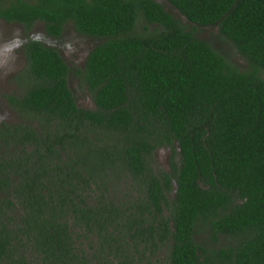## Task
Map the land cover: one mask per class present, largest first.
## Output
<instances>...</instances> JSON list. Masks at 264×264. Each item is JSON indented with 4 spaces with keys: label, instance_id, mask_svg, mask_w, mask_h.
<instances>
[{
    "label": "trees",
    "instance_id": "16d2710c",
    "mask_svg": "<svg viewBox=\"0 0 264 264\" xmlns=\"http://www.w3.org/2000/svg\"><path fill=\"white\" fill-rule=\"evenodd\" d=\"M166 1L187 26L152 0H0V20L26 33L41 24L51 38L71 28L98 42L73 72L28 41L25 91L8 97L22 123L0 127V191L15 208L0 214V264L71 261L75 225L118 264H155L162 252L166 264H264V0ZM205 28L245 70L197 37ZM72 74L93 110L76 106ZM86 143L78 162L103 172L94 212L72 197ZM158 148L177 157L170 174L154 167ZM120 174L124 211L102 205L101 187Z\"/></svg>",
    "mask_w": 264,
    "mask_h": 264
},
{
    "label": "flooded vegetation",
    "instance_id": "af4514ba",
    "mask_svg": "<svg viewBox=\"0 0 264 264\" xmlns=\"http://www.w3.org/2000/svg\"><path fill=\"white\" fill-rule=\"evenodd\" d=\"M38 24H36L34 26V28L37 26ZM41 25V24H39ZM11 26H15L17 27L23 34V38L21 39L20 44L16 45V48H18L19 52H20V58L23 60V66L22 69L19 70L18 74L15 76V80L16 82H18L20 84L19 89H22L21 92L19 93H14V92H9L3 99V101H0V105H3L5 107V110H0V127H2L3 124H7V125H13V124H18V123H22L21 120L19 119L18 114L16 113V111L13 108V104L9 103L8 101V97H15V98H19L25 91L26 88V84H27V67H28V61L26 58V47L28 44V41L34 40V41H38L39 43H41L42 45H44L45 47H48V45L46 43L43 42V40H39V39H32L30 37H28V35L31 33V30L29 33H26V31L24 30V28L16 23H7L5 21L0 20V34L3 33L5 31V29L7 27H11ZM43 28V34L44 36H46L48 39L56 41L59 38H51L49 36L46 35L45 33V28L42 25ZM71 28H67L64 30V32L62 33L61 36L64 35V33L67 30H70ZM72 30V29H71ZM73 34H75V36H77L78 38L81 39H85L86 41V49L83 52V54L80 56L79 61H77L76 66L73 68V72L77 71V70H83L87 61V58L89 56V53L92 51V49L95 46V43L97 41L92 40V39H86L84 37L78 36L74 31ZM19 35H21L19 33ZM61 38V37H60ZM47 40V39H46ZM98 43V42H97ZM51 48V47H48ZM54 49V48H53ZM56 50V49H55ZM58 52V50H56ZM59 53V52H58ZM21 68V67H20ZM70 68V67H69ZM68 78H74L77 81L76 85L79 86L80 85V80L77 79L75 77V74L70 75ZM69 80V79H68ZM68 82V81H67ZM22 93V94H21ZM76 106L81 109V110H93L94 109V104L93 102L91 103V108L89 107V109L80 107L77 103ZM3 112V113H1ZM15 119V122L14 120ZM89 145L87 146L86 144H81L77 146V149H75V153L73 156L75 160L73 163V167L72 169L74 170V189L76 190V192L72 193V197L74 199V202L76 204H79V200H84L85 204L88 205L89 207L93 208V212L95 210V206L96 205H101V202H97V199H99L100 197V192L96 189V186L94 185V181L97 180V185L100 186V174L99 173H103L102 170L99 168V164L98 162H89L87 166L82 167L81 164L78 162V157L80 155L85 156L89 154V149H88ZM82 168V169H80ZM86 169H88V171L86 172ZM166 172H168L169 174L170 172V168L167 167L165 168ZM109 169H106V173H108ZM80 174H82L81 176H79ZM108 180V179H107ZM113 184V185H111ZM104 187H106V191L103 189ZM80 190H83V192H80ZM101 192L103 193V195L105 196V199H103L102 201V205L103 206H109L110 203H113L117 206H119V208L124 211L125 205H126V199H127V195H128V191L126 189V178L124 177L123 174H120L119 179H116L114 181L109 182V180L107 181V183L101 187ZM8 194V190L0 191V214H1V220L7 221L8 218L13 217L14 213L12 212L15 208L13 207H7V202H5L3 200V198H5ZM12 202H14V200H11ZM17 210H19V207L16 208ZM109 209V208H108ZM15 212V210H14ZM108 214V213H107ZM106 217H108L105 214ZM109 218V217H108ZM71 236L72 239L74 241V247H72L73 253L71 255L72 260L71 261H65L64 263L61 264H118L115 260L114 257L111 256V247L109 246L108 248H104V250L102 249V247L104 246L101 245V243L99 242L98 239H96L95 237H88L90 236L89 233L87 232V230H84V228L81 227V225L73 227L71 228ZM121 231L124 232V229L121 228ZM83 249L84 254L82 256V258H79L76 256H79V249ZM74 249H77L76 251ZM26 251V250H25ZM29 251H26V253ZM28 257H30V255L27 253ZM119 264H125V263H119Z\"/></svg>",
    "mask_w": 264,
    "mask_h": 264
},
{
    "label": "rangeland",
    "instance_id": "374dc122",
    "mask_svg": "<svg viewBox=\"0 0 264 264\" xmlns=\"http://www.w3.org/2000/svg\"><path fill=\"white\" fill-rule=\"evenodd\" d=\"M152 1L161 5L172 17L187 26V23L183 20V18L167 3L166 0ZM19 33L21 35H19ZM196 35L200 40L208 43L215 51L228 57V59L239 69L245 70V61L236 53L229 42L220 38L216 29H200L196 32ZM23 37L22 32L15 26L7 27L5 31L0 34V101H3L4 97L9 92L19 93L22 91V89H19L20 84L16 82L14 78L23 66V60L20 58V52L18 48H16V45L20 44ZM28 37L43 40L48 47L58 50L63 61L71 69L76 66L77 61H79L80 56L86 49L85 39L83 40L75 36V34H73V30L71 29L67 30L61 38L53 41L44 36L42 25L38 24L35 28H33ZM68 79V87L74 95L75 102L80 107L89 109L92 103V96L90 92L81 84L77 86L75 82L77 81L76 79ZM0 110H5V107L0 105ZM13 120L15 122V119ZM103 136L104 135H102V137ZM108 137L109 136H106L105 138ZM173 156L174 155L170 149L158 148L153 154L155 169L161 171L166 170L165 168L167 167L170 168L172 159L175 161L177 160V157ZM165 256L166 252H162L159 256H156L157 261H155V264H166L163 261Z\"/></svg>",
    "mask_w": 264,
    "mask_h": 264
}]
</instances>
